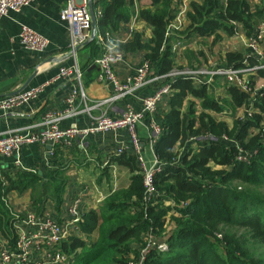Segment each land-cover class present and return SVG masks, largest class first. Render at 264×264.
Masks as SVG:
<instances>
[{
	"label": "trees",
	"instance_id": "obj_1",
	"mask_svg": "<svg viewBox=\"0 0 264 264\" xmlns=\"http://www.w3.org/2000/svg\"><path fill=\"white\" fill-rule=\"evenodd\" d=\"M149 1L136 10L135 0H93V9L100 10L97 32L105 39L107 33L121 36L134 16L144 22L149 36L133 29L119 47L125 53H143L152 74L165 75L159 85L170 83L167 107L156 118L162 132L154 143L160 164L154 190L144 201L136 156H113L111 160L130 170V183L111 192L97 209L83 213L77 225L80 236L65 237L56 249L66 255L64 264H264V87L254 89L259 78L264 80V68L249 75L253 93L225 85L218 96L213 87H220L222 78L210 87L167 75L184 67L177 65L175 41L215 44L239 29L250 36L260 11L251 12L248 0H190L182 26L166 34L183 0ZM97 42L95 38L88 43L96 56L87 62L92 68L102 53ZM188 49L183 52L188 54ZM247 52H226L222 66L241 67L246 57L250 66L255 64L256 58ZM66 182L62 164L45 175L32 170L11 175L0 169V219L10 232L9 245L16 237L9 225L6 193L30 190L39 214L46 200L62 202ZM158 242L165 247L159 248Z\"/></svg>",
	"mask_w": 264,
	"mask_h": 264
},
{
	"label": "crops",
	"instance_id": "obj_2",
	"mask_svg": "<svg viewBox=\"0 0 264 264\" xmlns=\"http://www.w3.org/2000/svg\"><path fill=\"white\" fill-rule=\"evenodd\" d=\"M65 1L34 0L18 11H8L0 19V97L13 93L23 85H25L23 88H28L46 83L34 100L19 109L20 115L0 112V136L13 132L38 131L43 127L42 117L45 112H57L65 108L64 97L73 83L55 78L58 67L61 65H72L74 62L78 64L82 71L81 85L85 96L79 95L76 98V112L59 122L61 128L73 124L86 127L100 115L117 117L127 103L139 108V98L150 94L159 85V81H152L132 96L116 101H104L111 94L112 87L110 83L97 80L98 67L92 68L91 64H87L90 58L96 57L93 55L92 47L88 44L82 45L75 50L74 54L69 53V25L59 18L60 9ZM248 1L251 12L260 11V18L256 24L264 22V0ZM149 3V0H135L134 8L137 10L140 7H147ZM22 25L46 38L47 44L42 52L29 50L20 43L18 34ZM133 29L143 30L146 36L150 34V28L144 22L135 20L133 23L129 21L124 26L122 37ZM127 40L116 41L117 48L122 50L119 44ZM184 45L178 53L181 54L186 49L187 45ZM97 46L100 51H103L102 44L97 42ZM142 58L141 52L125 53L124 61L114 68L117 77H124L134 72ZM186 62L187 60L179 63L177 58V65ZM166 107V98H164L152 116L156 119ZM147 124L148 118L137 124L136 132L142 144V154L149 164L155 159V154L154 145H151L148 140ZM121 141L126 144L129 142L124 129L88 135L81 141L83 148H80L76 141L69 146L56 144L52 147L41 143H24L10 158L0 156V169L8 170L11 175L17 170L38 171L39 174L45 175L49 169L62 164L65 166L67 177L62 202L57 205L51 199L46 200L43 211L39 214L34 208L30 190L8 191L4 202L10 217L16 214L23 219L34 213L38 219L48 215L63 224L68 218V207L77 198L81 215L89 210L97 209L111 192L125 188L130 183V170L111 160L115 156V148ZM50 148L52 153H49ZM16 158L19 159V166L14 164ZM107 160L108 164H105ZM3 222L4 220L0 219V245L9 241L10 235L8 230L3 229ZM9 225L12 226V218Z\"/></svg>",
	"mask_w": 264,
	"mask_h": 264
},
{
	"label": "built area",
	"instance_id": "obj_3",
	"mask_svg": "<svg viewBox=\"0 0 264 264\" xmlns=\"http://www.w3.org/2000/svg\"><path fill=\"white\" fill-rule=\"evenodd\" d=\"M33 1L0 0V19L8 11H18L22 7L30 5ZM189 1L183 0L176 17L169 23L166 34L169 33V28L178 29L182 26ZM94 15L97 18L100 15V10H94ZM59 18L69 25V53L74 54L75 50L89 39L91 33V14L88 9L87 0H66L64 6L60 9ZM135 20L136 17L134 16L130 21L133 23ZM130 31L123 37L122 35L114 37V35L107 33L106 39L97 32L96 39L103 45L102 53L94 59V63L98 67L97 80L110 83L112 87L111 94L104 101H116L132 96L148 83L163 80L165 76L153 75L150 71L149 62L142 58L139 65L134 69V72L126 74L124 77H117L114 68L124 61L125 53L117 48L116 41L127 40L130 37ZM18 38L25 48L35 52H42L47 44L46 38L25 25L20 27ZM233 39L240 40L243 43L244 48L248 51L247 56L256 58L257 62L255 64L250 66L246 57L241 67L194 66L191 69L175 67L167 75H181L190 79L197 86L205 83L210 87L214 85L213 82L217 77L222 78L219 82L221 86L218 88L213 87L216 96L224 92L225 85H233L241 91L253 93L254 90L251 89L248 83L249 75L257 69L264 68V22L258 24L250 36H245L239 29L236 35L233 36ZM184 46L181 41L173 43V48L177 51ZM55 78L73 83L64 97L65 108L62 111L45 112L42 117L43 127L38 131L30 130L26 133L13 132L0 136V156L10 158L20 150L24 143H41L52 147L56 144L69 146L73 141H76L80 148H83L81 141L88 135L124 129L128 135L129 142L128 144L123 141L119 142V145L115 148L114 155L119 156L124 153H131L136 156L142 171L145 188L143 200L146 201L147 197L154 190L153 176L155 172L160 170V164L156 156L149 164L145 160L136 127L137 124L148 118V140L151 145H154L162 129L158 120L152 115L155 113L159 103L171 92L170 83H162L150 94L141 96L139 98V108H135L130 103H127L121 114L117 117L100 115L89 126L78 127L73 124L66 128H61L59 122L64 117L75 114L76 98L79 95L81 97L85 96L81 85V69L76 62L72 65L59 66ZM45 85L46 83H41L28 88H22L15 93L0 97V112L2 114L15 113L16 115H20L19 109L26 103L34 100L44 89ZM263 87L264 85L257 87L255 83L254 89ZM245 111L248 116L251 115L250 109H246ZM243 112L240 111L239 114L243 115ZM223 138L227 139L226 136H223ZM49 153H52V148H50ZM14 164L19 166L18 158L15 159ZM105 164H108V160ZM78 204V198L72 201L68 207L67 221L63 224H60L48 215L40 219L34 213L29 214L23 219L19 215H12V229L16 238L13 245H9L8 241L0 245V264H64L66 255L56 249V244L69 235L80 236L77 228L78 222L81 219ZM157 246L159 248L165 247L160 242H158Z\"/></svg>",
	"mask_w": 264,
	"mask_h": 264
},
{
	"label": "rangeland",
	"instance_id": "obj_4",
	"mask_svg": "<svg viewBox=\"0 0 264 264\" xmlns=\"http://www.w3.org/2000/svg\"><path fill=\"white\" fill-rule=\"evenodd\" d=\"M192 40L190 42V45H187L188 48H191V50L188 49V54L185 52L178 53V62H184L187 60L186 63H182L179 65H184L183 68H193L194 66H207V67H216V66H222V61L225 57L226 52L228 51H242L244 50V45L240 40H234V39H228L225 35H223V38L219 41V43L210 44L208 42L203 41H197ZM183 50V49H182ZM202 50V56L198 55V51ZM191 51L194 55H191ZM189 56V57H188ZM192 66H189L190 63ZM181 68V69H183ZM264 85V80L259 78L256 82V86H262ZM264 191V190H263Z\"/></svg>",
	"mask_w": 264,
	"mask_h": 264
},
{
	"label": "water",
	"instance_id": "obj_5",
	"mask_svg": "<svg viewBox=\"0 0 264 264\" xmlns=\"http://www.w3.org/2000/svg\"><path fill=\"white\" fill-rule=\"evenodd\" d=\"M87 5H88V9L90 11L91 14V33H90V37L89 39L84 43V44H88L90 41L94 40L96 38L97 35V22H96V17L94 15V9H93V0H87ZM83 44V45H84ZM78 49V48H77ZM25 85H23L21 88H19L18 90L14 91L13 93L19 91L20 89H22ZM50 146V145H49Z\"/></svg>",
	"mask_w": 264,
	"mask_h": 264
}]
</instances>
